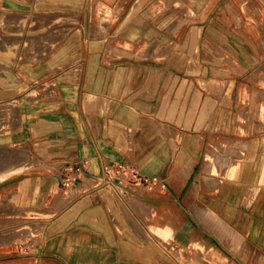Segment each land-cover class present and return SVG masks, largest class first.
<instances>
[{
    "label": "crops",
    "instance_id": "crops-1",
    "mask_svg": "<svg viewBox=\"0 0 264 264\" xmlns=\"http://www.w3.org/2000/svg\"><path fill=\"white\" fill-rule=\"evenodd\" d=\"M24 42L47 50L7 58L24 83L0 89L28 165L0 179V264H264V0H0V49Z\"/></svg>",
    "mask_w": 264,
    "mask_h": 264
},
{
    "label": "rangeland",
    "instance_id": "rangeland-1",
    "mask_svg": "<svg viewBox=\"0 0 264 264\" xmlns=\"http://www.w3.org/2000/svg\"><path fill=\"white\" fill-rule=\"evenodd\" d=\"M7 35H8L9 41L14 42L15 38H17L20 35V33H17L16 31H9L7 33ZM34 46H36L35 43H30V42L25 43L24 42L23 47H21V46L16 47L15 46V47L0 49V53H2L1 50L4 53L3 55L0 54V74L2 73L0 75V89H2V88L3 89H15L24 83V80L21 79V77H19V75L17 74L16 69L14 68L13 64L10 61H8L7 58H9L10 60H14V61L26 62V60L29 61L32 59H33V61H36V58H39L42 54H44V51H46L47 48L39 49L41 52L31 55V54H29V51L31 49H33L32 47H34ZM34 49H35V47H34ZM29 56H33V58H30ZM5 101H6L5 104L0 102V135L14 131L16 126H17V123H18V114H17V110H16L17 102L15 101V98H13V99L11 98V99L5 100ZM25 152H27V151L25 149L21 148V146L7 145V144H4L3 142H0V171H1L0 176L2 173L6 174L7 173L6 170L9 167L10 168L14 167L16 162L18 163L19 160H22L21 159L22 158L21 156L23 155L22 153H25ZM15 155H16V157H15ZM8 159H9V161H8ZM208 159H209V162L207 165V169L210 170L213 163H212V161H210L211 160L210 158H208ZM214 159H215L216 164H220L223 167H226L228 165V159L225 157L215 156ZM26 166H27V163H22L18 166L15 165V168L11 169L10 172L15 173L17 171L24 169ZM115 173H116L115 177H117V178L115 179L114 184L116 185V187L120 191V193H119L120 196L122 197L124 192H131V193H133V195H136L134 192H132V190L136 189V187H137L136 184L139 182L137 180H135V178L133 176H131V174L127 171L124 173H118V172H115ZM110 175L113 176V174H111V173H110ZM214 176L217 179L218 178L220 179L218 184L216 185V187L221 188L223 185L222 179L220 177H217L216 175H214ZM0 179H1V177H0ZM217 179H215V180H217ZM140 187H142V186H140ZM2 200H4L3 202L6 205L5 197H3ZM0 201H1V199H0ZM4 208L0 207V238L1 237L5 238L6 233H4V232L8 231L9 228L16 225V222H15V225H12V223H14V222H10V221H16V218H17V216H15V215H12V216L10 215L11 217L10 218L8 217L9 219H7L8 213L13 214V212L11 210H8L7 208H5V209ZM6 221H9V222H6ZM23 238H24V241H23V243H21V245L24 244V246H29L30 242L27 240L28 237L25 235ZM2 240H4V239H0V242H4ZM152 243H153V245L160 248L159 245L157 244V242L152 241ZM153 245L151 244L148 247L155 249ZM135 247L139 251H143V249H144V246H140L137 244L135 245ZM157 253L158 254H153L151 259H148L149 263H152V264H176V256H173L172 254L164 251L163 249H162L163 254H160L161 253L160 251H157ZM139 263H143V262L141 261Z\"/></svg>",
    "mask_w": 264,
    "mask_h": 264
},
{
    "label": "built area",
    "instance_id": "built-area-1",
    "mask_svg": "<svg viewBox=\"0 0 264 264\" xmlns=\"http://www.w3.org/2000/svg\"><path fill=\"white\" fill-rule=\"evenodd\" d=\"M111 168L114 171V174H116L115 172L118 173H124V172H129L131 174V176H133L135 178V180H137L138 182L141 183H147L150 181V177L141 174L138 169L133 166L132 164L129 163H115L113 166H111ZM78 169V168H77ZM76 169V170H77ZM77 171H73V172H68L65 171L62 176H61V185L66 187L69 186L70 183L72 182V179L74 177V175H76ZM76 173V174H75ZM111 172H109V177L111 178L112 175H110ZM115 176V175H114ZM117 177H114V179H116Z\"/></svg>",
    "mask_w": 264,
    "mask_h": 264
},
{
    "label": "bare ground",
    "instance_id": "bare-ground-1",
    "mask_svg": "<svg viewBox=\"0 0 264 264\" xmlns=\"http://www.w3.org/2000/svg\"><path fill=\"white\" fill-rule=\"evenodd\" d=\"M59 39V38H58ZM2 68V67H1ZM2 74V73H1ZM0 74V75H1ZM4 75V74H3ZM9 157V156H8ZM15 157H16V155H15ZM5 159V158H4ZM7 159V158H6ZM8 161H9V159H8ZM31 162V161H30ZM31 164H36L37 166L38 165H41V163L40 162H38V161H33V162H31ZM35 165V166H36ZM188 165H190V163H188ZM28 166V165H27ZM24 167V166H23ZM32 167V166H31ZM188 167V166H187ZM15 168V167H14ZM22 168V167H21ZM28 168V167H27ZM7 169V168H6ZM237 170V169H236ZM4 171V170H3ZM2 171V172H3ZM1 172V171H0ZM6 174H8V173H6ZM6 174L4 173H2L1 174V178H3L4 176H6ZM203 179L205 180V182H206V184H208V185H210V186H215V185H217L218 184V182H219V178L217 179L216 177L214 178H212L211 176L209 177V176H207V175H205V176H203ZM215 179H217V180H215ZM204 183V182H203ZM123 199H124V201L125 200H128V201H132V203L133 202H135L136 204H138V205H140L139 206V208H144L145 210L146 209H149L150 211H152V208H151V206H149V204L145 201V200H140L139 198H137L135 195H133L132 193H130V192H124V194H123ZM134 205V204H133ZM138 205H136L137 207H138ZM144 205H145V207H144ZM147 207V208H146ZM138 210H140V209H138ZM149 211V212H150ZM139 212H141V211H139ZM146 214V213H145ZM144 214V215H145ZM148 214V213H147ZM146 214V215H147ZM149 216V215H148Z\"/></svg>",
    "mask_w": 264,
    "mask_h": 264
}]
</instances>
